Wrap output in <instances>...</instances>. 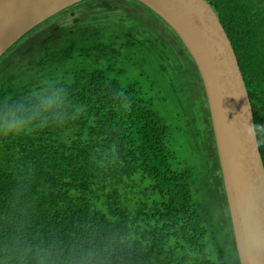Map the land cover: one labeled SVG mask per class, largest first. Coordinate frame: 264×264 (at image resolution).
Returning <instances> with one entry per match:
<instances>
[{"label":"trees","instance_id":"1","mask_svg":"<svg viewBox=\"0 0 264 264\" xmlns=\"http://www.w3.org/2000/svg\"><path fill=\"white\" fill-rule=\"evenodd\" d=\"M206 1L234 46L264 162V0ZM139 5L164 21L137 0H84L1 63L0 264H230L213 209L193 199L191 171L172 165L162 114L121 85L146 44L129 26L122 42L130 13L117 35L106 25L113 14L59 22L82 7ZM208 117L214 136L209 108Z\"/></svg>","mask_w":264,"mask_h":264},{"label":"water","instance_id":"2","mask_svg":"<svg viewBox=\"0 0 264 264\" xmlns=\"http://www.w3.org/2000/svg\"><path fill=\"white\" fill-rule=\"evenodd\" d=\"M84 0H0V58ZM177 34L202 80L240 264H264V162L247 84L226 26L206 0H137Z\"/></svg>","mask_w":264,"mask_h":264},{"label":"rangeland","instance_id":"3","mask_svg":"<svg viewBox=\"0 0 264 264\" xmlns=\"http://www.w3.org/2000/svg\"><path fill=\"white\" fill-rule=\"evenodd\" d=\"M128 13L125 30L120 35L122 42L129 26L139 30L137 35L146 44L142 51L131 54V61L126 63L121 76V85L138 88L162 114L169 127L167 148L174 155L172 165L179 170L191 171L193 199L213 209L227 261L236 264L239 257L232 236L216 143L211 133L205 89L193 59L175 33L142 5L135 11L131 8L114 12L105 11L101 6L82 7L75 13L68 12L59 22L72 25L76 20L86 18L95 23L113 14L106 25L109 31L115 29L117 35V19H126ZM8 54L9 50L0 58V66ZM146 188L147 185L137 189L139 198L142 199Z\"/></svg>","mask_w":264,"mask_h":264},{"label":"bare ground","instance_id":"4","mask_svg":"<svg viewBox=\"0 0 264 264\" xmlns=\"http://www.w3.org/2000/svg\"><path fill=\"white\" fill-rule=\"evenodd\" d=\"M10 52V51H9Z\"/></svg>","mask_w":264,"mask_h":264}]
</instances>
